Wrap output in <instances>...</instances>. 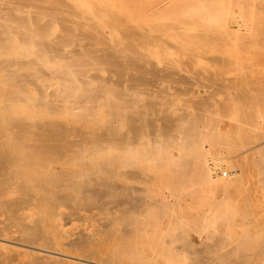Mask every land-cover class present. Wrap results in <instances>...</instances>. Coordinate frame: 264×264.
<instances>
[{
  "label": "rangeland",
  "instance_id": "obj_1",
  "mask_svg": "<svg viewBox=\"0 0 264 264\" xmlns=\"http://www.w3.org/2000/svg\"><path fill=\"white\" fill-rule=\"evenodd\" d=\"M12 17L25 18L28 25L45 26L49 30L46 39L60 34L64 25L74 28L77 34L80 27L93 26L94 34L104 31L107 41L120 47L131 40L148 60L168 67L175 75L140 78L134 73L120 75L117 67L86 66L89 70L85 78L73 72L68 78L78 81L80 91L86 86L98 95L92 92L76 101L68 98L64 106V87L60 84L65 76L47 73L63 59L56 58L54 65L48 58L37 59L34 69H15L18 78L13 76L12 82L9 72H0V91L9 87L6 92L15 91L26 102L16 100L6 106L0 97V131L11 128L8 122L12 119L33 126L53 123L57 136L72 140L79 139L83 132L89 139L105 130V135L115 132L133 137L129 129L134 124V130L140 127L144 133L136 130L141 134L136 133L134 138L140 140L131 139L130 149L134 151L130 154L109 151L87 156V173L79 177L76 186L52 191L51 200L57 197V204L48 202V196L37 200L33 191L27 195L31 202L25 203L18 184L0 181V264H132L137 262L131 259L132 255L139 257L136 254L155 264H264V160L255 154L258 148L264 149V138L257 139L259 135L247 132L242 120V115L255 107L264 114V0H7L0 10V44L11 41L12 48H0V62L24 57L17 50L22 47L20 30L8 21ZM5 24L12 27L9 32L1 29ZM124 26L131 33L136 30L134 33L140 37L133 33L136 38L131 35L125 39L121 30ZM145 33L153 39H141ZM195 34L204 38L193 37ZM142 40L145 43L141 44ZM86 44L89 49H100L87 40ZM72 48L67 46L68 50ZM32 54L22 61L35 60ZM85 82L89 84L82 87ZM237 96L242 101H237ZM94 98L102 105L93 103ZM81 102L86 109L76 106ZM87 105H91L89 110ZM120 106L123 116H111ZM138 111L143 113L142 119L134 115ZM190 119L200 122L193 126L201 132L197 134L200 139L187 133ZM186 143L190 146L185 147ZM223 146L226 151H222ZM245 150H251L247 157ZM203 158L212 159L208 166L214 167V175H220L219 187L197 180L190 162ZM218 160L222 161L219 167L215 165ZM96 162L98 166L105 164V168H99ZM242 169H251L253 176L241 178ZM67 170L76 167L59 171ZM231 177L235 182L227 180ZM46 205L49 216L45 214ZM49 222L61 226L60 230L52 229L55 239L51 242L43 236ZM60 244L63 254L71 258L54 253ZM83 254L92 262L82 260Z\"/></svg>",
  "mask_w": 264,
  "mask_h": 264
},
{
  "label": "bare ground",
  "instance_id": "obj_2",
  "mask_svg": "<svg viewBox=\"0 0 264 264\" xmlns=\"http://www.w3.org/2000/svg\"><path fill=\"white\" fill-rule=\"evenodd\" d=\"M6 2L7 0H0V10L4 8V6L6 5ZM201 14V13H200ZM51 16V15H50ZM54 16H58V15H55ZM196 17V16H195ZM55 18V17H54ZM195 19V18H194ZM113 20V19H112ZM10 22L11 25H15L17 26V28L20 30V32L18 33L19 36H18V39H19V42H20V45L22 46L21 48H18L17 50H19L20 54L24 57H26L27 55H31V53H33L34 55H36L35 60H32V61H22L24 59L21 60H14V61H5V62H0V72H2L3 74H5L4 72H7V75H8V72L10 73V75H8V77H17L15 74L17 71L15 69H22V67L25 68H29L30 70L31 69H34V67L36 66V61L37 59L38 60H45L46 58L50 59L51 61V64L54 65L55 63L58 62V64H56L55 66L57 68L55 69H47L45 71H47V73H51V74H55V75H60L63 77L62 79L59 77V79H61L62 81H66V83L64 84V82H62V85L64 87V89L62 90V94H61V102L64 104L65 106V103L66 100L68 98H73V100H78V99H81L80 97L84 95H89L91 94L92 92L93 93H96L94 90H89L86 88V86H84V84H89V82H85V83H81L82 84V87L84 86L85 89L83 90H79L78 88V81L74 78H68L71 74V72L77 74V76H83L85 78L86 76V72H88L87 70L89 69H86L87 67L86 66H94V64H97V65H100V66H104V67H117L119 69V72H120V75H124V74H129V73H134L136 75H140V78L141 76H144L145 78H147L146 76L147 75H152V76H155L157 77V79H159L162 75V77L164 75H167L168 77L173 76V74L175 73L174 71H171V69H169L168 67H162V66H159L156 62L154 61H150L148 60L144 54L140 53L139 51H137L134 47V43H132L131 40H125L126 38H131V35L132 36H135L136 33H134L136 30H134V34L131 33L132 30L130 31L129 30V27L128 26H124L123 29V34L125 35V41H126V45H122V47H120L119 45H116L114 44V42H110V41H107L108 37H107V34L106 32L104 31H100L99 33L97 34H94V27L91 26V27H83L82 28L80 27V32L77 34L71 26H68V25H64L61 33H63L61 35V33L58 35H56L55 37L53 38H45V36L47 35L46 32H48L49 30H46L45 26H42V25H38V26H32V25H28L27 24V20L25 18H20V17H12L8 20ZM118 24V23H117ZM182 24H183V21H182ZM14 26V27H15ZM111 26V25H110ZM112 26H114V23H112ZM178 26V25H176ZM2 30L4 31H7L9 32L10 31V28L12 29V27H10V25H3L1 26ZM47 27V26H46ZM122 27V25L120 26ZM132 27V26H131ZM115 28V27H114ZM16 29V27L14 28V30ZM17 29V30H18ZM118 29V28H117ZM179 29V28H178ZM182 29V28H180ZM184 29V28H183ZM205 30V29H204ZM13 31V30H11ZM79 31V30H78ZM149 31V30H148ZM146 31V32H148ZM165 30H163L164 32ZM166 32V31H165ZM201 32V31H200ZM65 33V34H64ZM225 33V32H224ZM46 34V35H45ZM121 34V33H120ZM149 34V33H148ZM81 37V40L78 38ZM136 36H139L138 34ZM135 36V38H136ZM199 36V39L200 38H204L203 35L201 34H198ZM197 36V37H198ZM140 37V36H139ZM193 37H196V34L195 36ZM196 37V38H197ZM212 37L213 34H212ZM83 38V39H82ZM144 39L145 41H151L153 39V37H151L150 35H147L146 33L145 34H141V39ZM4 39H7V40H10L7 38V36H4ZM138 39V37H137ZM140 39V40H141ZM155 39V37H154ZM86 40L88 41V43L90 42L92 47H94V45H96V47L99 45L100 46V49H95L94 48H90L89 47H86L87 44H86ZM109 40V39H108ZM10 42V43H9ZM7 42L6 44L2 43L0 44V48H5L7 50H10L12 48V44H11V41ZM141 44L145 43L143 40L140 42ZM30 44V45H29ZM138 44H139V41H138ZM68 45H71L73 46L72 49H67V46ZM142 46V45H141ZM14 47V45H13ZM15 48V47H14ZM87 48V50H86ZM4 51V50H3ZM6 52V51H5ZM4 52V53H5ZM32 54V55H33ZM30 57V56H29ZM60 58V59H63V61L65 63H61L60 62H63L62 60L57 61L56 62V58ZM19 58V57H18ZM16 59V58H15ZM25 60V59H24ZM54 64H53V63ZM91 66V67H92ZM10 69V70H9ZM11 69H14V70H11ZM23 69V70H24ZM39 70V69H38ZM42 71V69H41ZM46 73V72H45ZM34 74V73H33ZM6 75V76H7ZM35 76L37 75L34 74ZM33 75V76H34ZM175 75V74H174ZM18 76H20L18 74ZM34 76V77H35ZM76 76V77H77ZM151 76V77H152ZM167 76H165L164 78H166ZM75 77V76H74ZM79 77V78H80ZM161 77V78H162ZM6 78V77H5ZM18 78V77H17ZM23 76H21V80H22ZM153 78V77H152ZM43 79V78H42ZM52 79V78H51ZM13 78L11 79V82H12ZM16 80V79H15ZM14 80V81H15ZM56 79H54L53 81H55ZM60 80V81H61ZM83 80V79H82ZM2 82V80H0ZM4 81H8L4 79ZM3 81V82H4ZM42 81V80H41ZM57 81V84H59V80H56ZM87 81V80H85ZM156 81V79H155ZM154 81V82H155ZM49 82V81H48ZM51 82V81H50ZM81 82H84L81 81ZM142 84L145 85V83H143L144 81H141ZM146 82V81H145ZM17 81H15V85H17ZM22 83V82H21ZM20 83V84H21ZM148 83V82H147ZM153 83V82H152ZM7 84H9L7 82ZM47 85H49V83H46ZM64 84V85H63ZM149 84V83H148ZM3 85V84H2ZM46 85V86H47ZM53 85V83H52ZM55 85V84H54ZM53 85V86H54ZM1 86V85H0ZM12 86V85H11ZM22 86V85H21ZM51 86V85H50ZM59 86V85H58ZM16 86H13L11 87V90L12 88L15 89ZM20 87V85L18 86ZM24 87V85H23ZM56 87V85H55ZM9 88V87H8ZM8 88H6V91H8ZM21 88V87H20ZM108 88V87H107ZM2 89V88H1ZM19 89V88H18ZM26 89V88H25ZM104 89L101 88V90ZM100 90V91H101ZM4 89H2V91H0V97L2 99V101L4 102L3 105L5 104L7 106V104H10L11 102H14V101H22L23 98H21V96H18L17 93L15 91H10L9 92H6ZM105 91V90H104ZM103 91V92H104ZM102 92V91H101ZM112 92V91H110ZM196 92V91H195ZM59 94V93H58ZM97 94V93H96ZM124 94V93H123ZM244 94V93H242ZM242 94H241V97H242ZM94 95V94H93ZM98 95V94H97ZM245 95V94H244ZM60 96V95H59ZM120 96V95H119ZM123 96H127L126 94L123 95ZM91 96H89V98H91ZM96 97V96H95ZM241 97L237 96L236 97V100L238 101L240 98L241 100ZM59 98V97H58ZM98 98H101V95L98 96ZM97 98V99H98ZM120 98V97H119ZM95 99V98H94ZM126 99V98H124ZM122 99V101L124 100ZM206 99V98H205ZM25 100V99H24ZM24 100L22 102H24ZM40 100V99H39ZM42 100V99H41ZM100 100V99H98ZM121 100V98H120ZM249 100V99H248ZM257 100V99H256ZM75 101L74 103H72L71 105V108L72 106L75 104ZM86 101V99H85ZM125 105H127V100H124L123 102ZM208 101V100H207ZM206 101V102H207ZM236 101V102H237ZM242 101V100H241ZM240 101V102H241ZM260 101V100H259ZM71 102V101H70ZM131 102V101H130ZM193 102V101H192ZM201 102V101H200ZM15 103V102H14ZM26 103V102H24ZM39 103V102H38ZM42 102L40 101V104ZM59 103V102H58ZM57 103V104H58ZM61 103V104H62ZM86 103V102H85ZM93 103H97V100L95 99L93 101ZM238 103V102H237ZM256 103V102H255ZM92 104V103H91ZM133 104V103H132ZM146 104H149V103H146ZM194 104L195 101H194ZM205 104V102H204ZM240 104V103H239ZM257 104V103H256ZM56 105V104H55ZM60 105V104H59ZM81 105H82V102H81ZM77 105L76 106H80V108H82L83 110L86 109L84 106L85 105ZM98 106H101L102 104H96ZM157 105V103H156ZM162 105V103L160 104ZM208 105V104H207ZM206 105V106H207ZM242 105V104H241ZM6 106H4V108H6ZM58 106V105H56ZM68 106H70L68 104ZM75 106V107H76ZM88 106V109L91 108V105H87ZM113 106V105H112ZM152 106V105H151ZM150 106V107H151ZM210 106V105H209ZM259 106V104H258ZM92 107L95 109L96 106L92 105ZM154 107V105H153ZM152 107V108H153ZM196 107V105L194 106ZM198 107V106H197ZM208 107V106H207ZM79 108V109H80ZM139 108V106H138ZM137 108V109H138ZM258 108V107H257ZM58 109H59V106H58ZM62 109V108H61ZM70 110V108H68ZM74 109V108H73ZM205 108H203L204 110ZM208 109V108H207ZM261 109V108H260ZM8 110V109H7ZM68 110V111H69ZM82 110V111H83ZM142 110V108H141ZM166 110V109H165ZM199 110V109H198ZM200 110L202 111V109L200 108ZM80 111V110H78ZM122 108L120 106V108L117 109V111H113V113H111V116H114L116 113L118 115H121L123 116L122 114ZM51 112V111H50ZM93 112V111H92ZM72 114H74L72 111H71ZM88 113V112H87ZM199 112H197L198 114ZM53 114V111L52 113ZM71 114V115H72ZM134 114V113H133ZM141 113L138 111V112H135L134 115L138 116L139 118L142 117ZM203 114V112H202ZM243 114V113H242ZM1 115V114H0ZM70 115V114H69ZM76 117L77 114L75 113ZM86 115V114H84ZM89 115H91V112L89 113ZM140 115V116H139ZM185 115V114H184ZM74 116V115H73ZM82 116V115H80ZM108 116V115H107ZM135 116V118H136ZM196 116V115H195ZM199 116H203L201 114H199ZM241 116V115H240ZM88 117V115H87ZM85 117V119L87 118ZM91 117V116H89ZM148 117V116H147ZM183 117V115H182ZM181 117V119H182ZM7 119V117H5ZM107 118V117H106ZM134 118V117H133ZM143 118V117H142ZM140 118V119H142ZM186 117H183L182 120H184ZM241 118V117H240ZM243 118V119H242ZM242 120L244 121L245 123V128H246V131L247 132H252L253 134H256V135H259V137L257 139H259L260 137H263L264 138V114H262L260 112V110H256V107H255V110L253 109H250L249 111H247V113H244L242 115ZM112 119V118H111ZM110 119V121H111ZM148 119V118H147ZM195 119H198L195 118ZM65 120V118H64ZM173 120V119H172ZM171 120V121H172ZM199 120V119H198ZM198 120H196V122H198ZM203 120V117L201 119V121ZM10 121V120H7V122ZM13 123H12V122ZM10 122H8V124L10 123V127L12 125L11 128H6V129H1L2 131H0V181L4 184H6L7 182L11 181V183H14V184H18L19 187V191L21 192V194H23V196L25 197V203L30 201V198L27 196L29 195L28 191H33L35 192V197L37 200H39V198H43L45 196H48L49 197V201H52L51 199L52 198V191L55 189V188H62V187H66V186H69V187H75L76 186V182L78 181L79 177L81 175H83V173H87L85 170H84V163L86 162V157L87 156H91L93 154H97V153H105V152H119V153H132L131 152V139H134L135 142L139 141L140 139L138 138L137 141H136V133L137 135L139 134H144L143 131L141 132V128L139 127L140 130H137L139 132H136V130H134L133 125L131 129H129L131 132H133V137H128V136H125V134H123L122 136H118L117 134H114L111 133V134H106L105 135V131H100V134L99 136H97V133H94V136L93 135H90L89 137H93V138H89L87 137L86 139V135L85 132H83L84 134L82 135V133H80V135H82L79 139L77 140H72V139H64V138H60L59 136H57V134H55L54 132V128H52V124H47L44 123L43 125H32V124H21V123H15V121H13L11 119ZM109 121V122H110ZM175 121V120H174ZM187 121V120H186ZM191 121V122H190ZM194 123H193V122ZM108 122V120L106 121ZM108 122V123H109ZM169 122V120H168ZM187 122H190V123H187L189 125H191V127L189 129H187V133L191 134L194 138L198 137V135H200L199 131H197L196 128H194L193 126H195V120H192L190 119L189 121ZM3 123V122H2ZM12 123V124H11ZM202 123V122H201ZM171 124V123H170ZM193 124V125H192ZM200 122H198L197 125H199ZM110 123L108 124L107 126V129H109ZM174 125V123H173ZM202 125V124H201ZM213 125V124H212ZM8 127V125H6ZM111 126V125H110ZM177 126V125H176ZM206 126V125H205ZM77 127V125H76ZM103 127V126H101ZM100 127V128H101ZM137 127V125L135 126ZM166 127V126H165ZM164 127V128H165ZM188 127V126H187ZM214 127V126H213ZM244 127V125H243ZM138 128V127H137ZM168 128V127H167ZM183 128V127H182ZM200 128V127H199ZM244 128V129H245ZM217 129V127H216ZM103 130V129H102ZM171 130V129H170ZM169 130V131H170ZM79 131V130H78ZM163 130H161L162 132ZM167 131V130H166ZM165 131V134L168 133V136L170 135L169 132H166ZM215 132H217L216 130H214ZM241 131V130H240ZM135 132V133H134ZM158 132V131H157ZM164 132V131H163ZM178 132V131H177ZM186 132V131H185ZM207 133L209 132L206 131ZM214 132V133H215ZM110 133V132H109ZM175 133V132H174ZM164 134V135H165ZM209 134V133H208ZM96 135V136H95ZM103 135V136H101ZM120 135V134H119ZM135 135V136H134ZM143 135H140L139 137L141 138ZM172 136V135H171ZM135 137V138H134ZM157 137V136H156ZM159 137H160V134H159ZM163 137V135H162ZM191 137V136H188V138ZM201 137V136H200ZM158 138V137H157ZM172 139V138H171ZM134 140H132L133 143ZM190 141V140H189ZM192 141L194 142V140L192 139ZM187 142V141H186ZM196 143V142H195ZM226 143V142H225ZM246 143V142H245ZM136 144V143H135ZM134 144V145H135ZM148 144V143H147ZM156 144V143H155ZM227 144V143H226ZM225 144V145H226ZM193 145V144H191ZM197 145V144H196ZM220 145V143H219ZM232 144L229 143V146H231ZM141 146V145H140ZM144 146V145H143ZM190 146V144H189ZM188 144L186 143V146L185 147H189ZM198 146V145H197ZM218 146V145H217ZM227 146V145H226ZM233 146V145H232ZM238 146V145H237ZM242 146V145H241ZM218 147H221V146H218ZM228 147V146H227ZM227 147H224L223 146V150L226 151V148ZM133 148V147H132ZM199 149V147H197ZM196 150V149H195ZM158 151V149H157ZM164 151V149H163ZM198 151V150H197ZM229 151V150H228ZM242 151V149H241ZM251 150H245V154L247 156H249L248 152H250ZM147 152V151H146ZM145 152V153H146ZM161 152V151H160ZM166 152V151H165ZM163 153V152H162ZM116 154V153H115ZM226 154V153H225ZM255 154L262 158V160H264V149L263 147L262 148H258L255 152ZM128 155V154H127ZM133 155V154H131ZM96 156V155H94ZM103 155H101L102 157ZM134 156V155H133ZM242 156V155H241ZM128 157V156H127ZM130 157V156H129ZM137 157V156H136ZM141 157V156H140ZM115 158V157H114ZM259 158V159H260ZM101 159V158H100ZM116 159H120L118 157H116ZM137 159V158H136ZM159 159V158H158ZM258 159V160H259ZM113 160V159H112ZM111 160V161H112ZM255 160V159H254ZM261 160V159H260ZM122 161V160H121ZM184 161V160H183ZM189 161V160H188ZM212 162V159H197L195 161L192 160V162H190L193 166V171L195 173V175L197 176V180L201 181V182H204V183H209V184H213V183H216L219 187V182H220V178H218L220 175L218 173L219 176L217 175H214V172L216 173V171H214L212 168H210L208 165L210 164L209 162ZM114 161H112L113 163ZM158 162V161H157ZM214 162V161H213ZM99 162H96V165L98 164ZM190 163L186 165H190ZM261 163V162H260ZM95 164V163H94ZM259 163H257L256 165H258ZM263 164H264V161H263ZM262 164V165H263ZM75 166L76 167V170H73V171H65L66 173L64 172H60L59 170H63V168L65 169L66 167H71V166ZM102 165V164H99V166ZM105 164H103V168H105L104 166ZM108 165V163H107ZM215 165H218L221 166L222 165V161H217ZM98 166V165H97ZM98 166V167H99ZM102 166H100L99 168H101ZM212 166V165H211ZM231 167V166H230ZM59 168V169H58ZM101 168V169H103ZM259 168V167H258ZM262 168V167H261ZM190 170V167L188 168ZM106 171H108L107 169H104ZM110 170V169H109ZM231 170V169H230ZM85 171V172H84ZM262 172L264 170H261ZM260 171V172H261ZM189 172V171H188ZM176 173V172H175ZM187 173V172H186ZM239 173V172H238ZM181 174V173H179ZM178 174V176H179ZM185 174V173H184ZM189 174V173H187ZM234 174V173H232ZM224 175H227V173H225ZM84 176V175H83ZM183 177L185 175H182ZM195 176V178H196ZM239 176L241 178H249V177H252L253 174H252V170L251 169H242L240 170V174ZM239 176H238V179H239ZM177 177V176H176ZM233 177V175H232ZM228 178L227 180L228 181H234L233 178ZM85 178V177H84ZM185 178V177H184ZM193 178V177H192ZM174 179V178H173ZM235 179V178H234ZM177 180V178H176ZM196 180V179H194ZM179 181V179H178ZM182 182V180H180ZM88 181L84 182V183H87ZM235 182V181H234ZM239 183V181H237ZM179 183V182H178ZM203 183V184H204ZM81 185V184H80ZM235 185V184H234ZM236 186V185H235ZM83 187H84V184H83ZM64 189V188H63ZM26 190V191H25ZM61 190V189H59ZM83 192V191H82ZM84 193V192H83ZM83 196V194H82ZM56 197V196H55ZM54 197V198H55ZM65 197V195H64ZM64 197H61L64 198ZM72 197V196H71ZM29 198V199H28ZM59 198V197H58ZM165 198V197H164ZM57 199V197L54 199V202H50L52 204H57V202L55 203V200ZM60 199V200H61ZM67 199V198H66ZM65 199V200H66ZM63 200V199H62ZM64 200V201H65ZM161 200V199H160ZM34 201V199H33ZM68 201V200H67ZM76 201V200H75ZM163 203L166 201L165 199L162 200ZM169 201V200H167ZM59 203L62 204V202L60 201ZM220 203V202H219ZM166 205V204H164ZM166 207V206H165ZM54 208H55V205H54ZM50 208L46 205L45 207V214L47 216L50 215ZM57 210V209H56ZM135 210V209H134ZM131 211V209H130ZM127 214H129V212H127ZM126 215V214H125ZM133 215V214H132ZM134 216V215H133ZM133 216H130L131 218ZM56 217V216H55ZM65 217V216H64ZM68 218H70L69 216H67ZM126 217V216H125ZM83 218V216L81 217V219ZM128 218V217H126ZM66 219V218H65ZM75 220V219H74ZM135 221V219H132ZM66 221V220H65ZM52 223H55V222H49L48 224L45 225V228H46V233L43 234L44 238L47 239L49 242H51L52 240H54L55 238L53 237L52 238V229L56 230H60L61 226L58 225L57 223H55V227L52 226ZM128 223H131V220L130 222ZM135 224V223H134ZM133 224V225H134ZM42 226V225H40ZM39 226V227H40ZM137 227H139L137 225ZM86 229V228H84ZM43 229H41L42 231ZM44 232V231H43ZM49 233V234H48ZM110 233V232H109ZM81 235V232L79 233ZM83 234V233H82ZM110 235V234H109ZM108 235V236H109ZM72 236V235H70ZM78 237V234L75 235ZM85 236V234H84ZM123 236V234H122ZM125 237V236H124ZM76 238V237H75ZM93 237L91 236V239ZM78 239V238H76ZM101 239V238H100ZM99 239V241H100ZM12 240H16V239H13ZM84 240V237H82V242ZM98 240V239H97ZM73 241V240H72ZM74 242V241H73ZM72 242V243H73ZM76 242V241H75ZM81 243V242H80ZM79 243V244H80ZM15 244V243H14ZM88 244V243H86ZM123 245V244H122ZM121 246V245H120ZM145 246V244H144ZM135 248V247H134ZM57 251L54 252L55 254H58L60 256H64V257H68V258H71V256H67L65 254H63L62 250H64L63 248V245L60 244V246L56 249ZM118 250V249H117ZM94 253V251H93ZM118 253V251H117ZM90 254V253H89ZM96 254V253H95ZM115 254V253H113ZM80 255V254H79ZM138 255L139 257L135 256L131 257V259L134 261L136 260L135 262L137 264H155L154 261H151V260H146V259H141L140 258V255L139 254H136ZM117 256V254H116ZM115 255L113 256V259H115L114 257H116ZM81 257V256H79ZM83 257L84 259L82 258H79V259H82L86 262H89L91 263L89 260H86V255L83 254ZM90 258V257H87V259ZM91 260V259H90ZM157 261V260H156ZM104 263H109V261H103ZM115 262V261H114ZM141 262V263H140ZM132 263V262H131ZM136 263H132V264H136ZM123 264V263H121Z\"/></svg>",
  "mask_w": 264,
  "mask_h": 264
}]
</instances>
